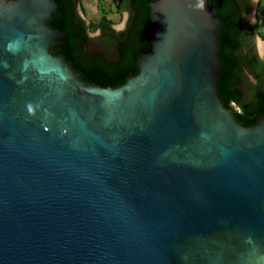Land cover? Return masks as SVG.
<instances>
[{
	"label": "water",
	"instance_id": "obj_1",
	"mask_svg": "<svg viewBox=\"0 0 264 264\" xmlns=\"http://www.w3.org/2000/svg\"><path fill=\"white\" fill-rule=\"evenodd\" d=\"M257 0H0V264H264Z\"/></svg>",
	"mask_w": 264,
	"mask_h": 264
},
{
	"label": "rangeland",
	"instance_id": "obj_2",
	"mask_svg": "<svg viewBox=\"0 0 264 264\" xmlns=\"http://www.w3.org/2000/svg\"><path fill=\"white\" fill-rule=\"evenodd\" d=\"M118 0H80L79 8L90 23V29L99 16L105 15L112 23L121 22L123 15L117 10ZM255 30L260 39L264 40V0H257L254 13Z\"/></svg>",
	"mask_w": 264,
	"mask_h": 264
},
{
	"label": "flooded vegetation",
	"instance_id": "obj_3",
	"mask_svg": "<svg viewBox=\"0 0 264 264\" xmlns=\"http://www.w3.org/2000/svg\"><path fill=\"white\" fill-rule=\"evenodd\" d=\"M79 3H80V0H79ZM118 12L120 13V15L122 14L120 11H118ZM101 16H99L98 20L95 22V23H98V25L92 27L91 29H90V23L91 22H88L87 21L88 22V31L89 32H95L98 29V27L100 26V24L103 23V22H110V23H112L108 18H106V20H101Z\"/></svg>",
	"mask_w": 264,
	"mask_h": 264
},
{
	"label": "trees",
	"instance_id": "obj_4",
	"mask_svg": "<svg viewBox=\"0 0 264 264\" xmlns=\"http://www.w3.org/2000/svg\"><path fill=\"white\" fill-rule=\"evenodd\" d=\"M119 2H120V0H118V2H117V10H118V4H119ZM119 11V10H118ZM101 20H106V16L105 15H102L101 16ZM96 25H98V23H93V26L92 27H94V26H96Z\"/></svg>",
	"mask_w": 264,
	"mask_h": 264
}]
</instances>
